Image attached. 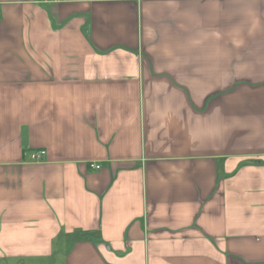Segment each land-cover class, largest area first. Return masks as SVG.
Returning <instances> with one entry per match:
<instances>
[{"label":"crops","instance_id":"0c3cea01","mask_svg":"<svg viewBox=\"0 0 264 264\" xmlns=\"http://www.w3.org/2000/svg\"><path fill=\"white\" fill-rule=\"evenodd\" d=\"M0 264H264V0H0Z\"/></svg>","mask_w":264,"mask_h":264},{"label":"built area","instance_id":"2783aa9c","mask_svg":"<svg viewBox=\"0 0 264 264\" xmlns=\"http://www.w3.org/2000/svg\"><path fill=\"white\" fill-rule=\"evenodd\" d=\"M39 1H42V2H58L59 0H39ZM44 155H45V151H37V152H34L31 154V159L37 162ZM91 168H93L94 170H98L99 166L92 165Z\"/></svg>","mask_w":264,"mask_h":264}]
</instances>
